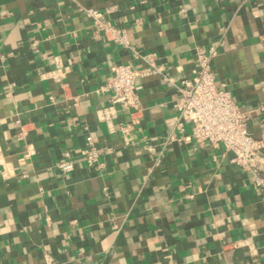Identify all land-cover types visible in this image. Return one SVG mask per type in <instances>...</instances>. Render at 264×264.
Returning <instances> with one entry per match:
<instances>
[{"label": "crops", "instance_id": "1", "mask_svg": "<svg viewBox=\"0 0 264 264\" xmlns=\"http://www.w3.org/2000/svg\"><path fill=\"white\" fill-rule=\"evenodd\" d=\"M108 9L172 78L138 79V108L109 123L110 67L144 63L85 14ZM212 45L217 84L264 142V0H0V264H264V191L221 147L175 133V86Z\"/></svg>", "mask_w": 264, "mask_h": 264}, {"label": "built area", "instance_id": "2", "mask_svg": "<svg viewBox=\"0 0 264 264\" xmlns=\"http://www.w3.org/2000/svg\"><path fill=\"white\" fill-rule=\"evenodd\" d=\"M111 9L105 12L86 10L85 14L92 21L95 31L110 36L118 45L130 49L139 58L144 67H136L132 63L115 64L110 67V76L97 92H107L111 105L100 111V118L110 122L115 115V108L131 111L138 108L137 80L150 75H160L164 81L172 82V78L163 74L153 63L152 55H139L128 44L124 34L119 32L105 17ZM216 45L208 48H197L195 52L196 66L189 77L179 79L175 86L177 97L172 106L177 114L175 133L186 135L198 146L209 145L213 148L221 147L232 155V162L241 170L248 172L255 180V184L264 191L262 177L264 162V142L255 139L247 130L248 113L241 110L231 94L218 85L212 70V59L217 55ZM188 127V128H186ZM127 132V127L122 129ZM173 134L166 143L181 140ZM85 147L81 155L88 167L98 164L102 150L97 148L90 135L85 137ZM144 149L155 153L156 149L145 144ZM56 171L64 176L71 174L75 167L74 160L64 154L55 165Z\"/></svg>", "mask_w": 264, "mask_h": 264}]
</instances>
